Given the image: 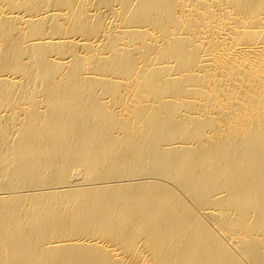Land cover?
Listing matches in <instances>:
<instances>
[{
    "label": "bare ground",
    "instance_id": "1",
    "mask_svg": "<svg viewBox=\"0 0 264 264\" xmlns=\"http://www.w3.org/2000/svg\"><path fill=\"white\" fill-rule=\"evenodd\" d=\"M0 264H264V0H0Z\"/></svg>",
    "mask_w": 264,
    "mask_h": 264
}]
</instances>
